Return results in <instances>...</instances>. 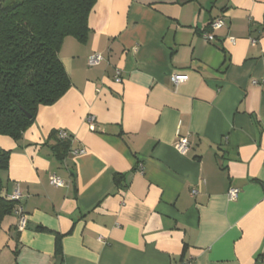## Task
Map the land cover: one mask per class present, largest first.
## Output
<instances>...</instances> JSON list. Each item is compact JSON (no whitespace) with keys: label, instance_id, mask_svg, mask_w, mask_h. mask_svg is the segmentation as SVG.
<instances>
[{"label":"crops","instance_id":"crops-1","mask_svg":"<svg viewBox=\"0 0 264 264\" xmlns=\"http://www.w3.org/2000/svg\"><path fill=\"white\" fill-rule=\"evenodd\" d=\"M88 26L59 51L69 90L0 136L26 217L3 219L0 264H264V0H97Z\"/></svg>","mask_w":264,"mask_h":264},{"label":"trees","instance_id":"trees-1","mask_svg":"<svg viewBox=\"0 0 264 264\" xmlns=\"http://www.w3.org/2000/svg\"><path fill=\"white\" fill-rule=\"evenodd\" d=\"M96 2L0 0V136L19 141L39 107L55 104L69 90L71 82L59 51L68 37L86 43L88 19ZM56 139L57 157L63 159L70 150V137ZM9 158V151L0 150V229L3 219L17 207L4 194L1 178ZM55 254H60L59 238Z\"/></svg>","mask_w":264,"mask_h":264},{"label":"built area","instance_id":"built-area-1","mask_svg":"<svg viewBox=\"0 0 264 264\" xmlns=\"http://www.w3.org/2000/svg\"><path fill=\"white\" fill-rule=\"evenodd\" d=\"M223 26H224V20L222 18H217V19L211 21L209 24V28H210L211 32L222 29ZM203 38L205 40H207L208 42H210L214 39V36L212 35V33H204ZM230 42L233 43L234 40L230 39ZM101 61H102V56L99 54H94L87 59V66L88 67L97 66L100 64ZM186 79H187V77L183 74H174V75L170 76V81L175 86H177L178 84H180L182 82H185ZM114 81L116 83L121 82L119 70H115ZM88 122L90 124V129L94 130V127L92 124L93 118L89 117ZM58 136L61 140H65L68 138V135L63 131H59ZM175 148L180 154L185 155L189 151V148H190L188 136H186V137L177 136ZM83 153H84V150H74L71 152V155H80ZM49 184H50V186L55 187V188H62L65 186V182L61 178L57 177L55 174H52L49 176ZM238 193H239L238 189L231 188V189H229V191L227 193V197L229 200H235L237 198ZM192 194L195 195L196 191L193 190ZM8 199L17 203V207L14 210V214L18 217L17 229L19 231H21L26 227V217L23 213L21 206L19 205V203L22 199V194H21V190H20L19 186L16 187L13 194L8 196ZM187 264H192V263H187Z\"/></svg>","mask_w":264,"mask_h":264},{"label":"water","instance_id":"water-1","mask_svg":"<svg viewBox=\"0 0 264 264\" xmlns=\"http://www.w3.org/2000/svg\"><path fill=\"white\" fill-rule=\"evenodd\" d=\"M56 264H60V258L57 259Z\"/></svg>","mask_w":264,"mask_h":264}]
</instances>
